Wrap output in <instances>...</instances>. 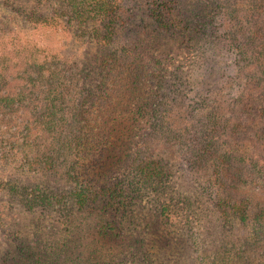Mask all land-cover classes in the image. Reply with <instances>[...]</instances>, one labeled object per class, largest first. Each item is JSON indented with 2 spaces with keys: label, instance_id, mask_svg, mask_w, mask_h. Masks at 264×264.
<instances>
[{
  "label": "trees",
  "instance_id": "trees-1",
  "mask_svg": "<svg viewBox=\"0 0 264 264\" xmlns=\"http://www.w3.org/2000/svg\"><path fill=\"white\" fill-rule=\"evenodd\" d=\"M0 4V264H165L172 249L264 264V208L233 197L264 188V157L240 144L254 132L264 149V0ZM175 95L177 170L152 152Z\"/></svg>",
  "mask_w": 264,
  "mask_h": 264
},
{
  "label": "rangeland",
  "instance_id": "rangeland-1",
  "mask_svg": "<svg viewBox=\"0 0 264 264\" xmlns=\"http://www.w3.org/2000/svg\"><path fill=\"white\" fill-rule=\"evenodd\" d=\"M125 2H127V4L130 3V0H125ZM1 5V4H0ZM224 24L226 25V22L224 20ZM37 38H39V42L40 43H44L46 45L49 46H53V48H60V49H67L66 52L67 54H70L71 52L74 53L76 46L74 45V43L72 45L71 44V40L69 41V37H67V35H62V34H51V33H44L42 34H37ZM231 74H233V72L231 71ZM202 85L205 88L208 89L209 87V78H205L202 76ZM220 87V84H218ZM259 90V89H258ZM219 90L215 89L214 91L212 90L208 95L210 100L212 99H219ZM236 91V90H235ZM237 92V91H236ZM175 98L177 99V102L172 106V110L170 111L169 115L167 116V120L166 123L169 126L163 136L162 139H160L156 145H154L153 147V156L157 159L162 158L164 161L168 162L171 167L174 170L180 169L181 166L183 164L182 161L179 159L180 155L177 149L178 143L176 142V138H175V134L178 132H182L183 129L185 128L186 123V118H185V111L189 110L188 106H187V101L183 102L180 99V95H175ZM187 100V99H184ZM222 106V104H221ZM258 116V115H257ZM264 116V115H263ZM261 117V116H258ZM18 121V120H17ZM15 121V123L17 122ZM170 129L169 132H167V130ZM178 131V132H177ZM4 133V136L7 138V140L9 139H14L17 143H15V145L17 144L18 146H22L23 144L20 141V137L19 140L17 138L14 137V134L12 133V126L7 129H5L4 131H2ZM39 148L47 145L46 141H40L39 143ZM240 144H242L243 146L247 147V145H249V147H254V150L257 151V153L259 154L260 157H264V149H263V145L258 142L257 140V136L256 133H248L243 140L240 141ZM8 145L6 146V150H7ZM263 149L262 152H260V150ZM20 148H13L11 151L13 153L15 152H20L19 151ZM42 151H44V148L41 149ZM184 174L183 172H179L176 173L175 175L177 177H179L182 180H186V177H183ZM251 178H255V177H251ZM248 180L250 178H247ZM256 181L261 182L260 180H255V181H251V179L249 181L246 180L247 184H241L239 185L237 189V191L234 192L233 197L237 199V197H245L246 199H248L249 204H250V210L251 212H255L257 209L259 208H264V188L260 187L258 188L257 185L261 184L258 183ZM258 183V184H256ZM20 216V215H19ZM17 217V220L21 223H25V216L26 215H22L20 217ZM27 220L30 224V228L35 227L36 225V217H27ZM155 224H158V220H156ZM34 230V228H33ZM245 230V229H244ZM37 238H35V241H39V236H36ZM171 246H173L171 244ZM166 247V246H165ZM185 251H179L177 252L176 250L172 249V253H166L165 255V264H194L193 260H192V255L190 252V255H186ZM169 254V255H168ZM179 254L177 257L176 255ZM163 254L159 255L160 257ZM198 264V263H197Z\"/></svg>",
  "mask_w": 264,
  "mask_h": 264
}]
</instances>
